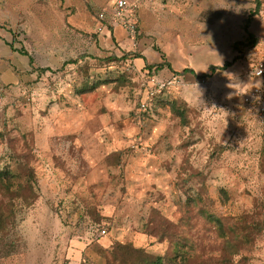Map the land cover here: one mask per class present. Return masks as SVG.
<instances>
[{
    "label": "rangeland",
    "instance_id": "rangeland-1",
    "mask_svg": "<svg viewBox=\"0 0 264 264\" xmlns=\"http://www.w3.org/2000/svg\"><path fill=\"white\" fill-rule=\"evenodd\" d=\"M128 1L0 0V264H264V0Z\"/></svg>",
    "mask_w": 264,
    "mask_h": 264
},
{
    "label": "built area",
    "instance_id": "built-area-1",
    "mask_svg": "<svg viewBox=\"0 0 264 264\" xmlns=\"http://www.w3.org/2000/svg\"><path fill=\"white\" fill-rule=\"evenodd\" d=\"M135 12L136 3H131L128 0H116L112 10L100 13V19L107 25L122 26L135 37L139 33ZM247 75L253 77L256 82L245 91L244 102L257 113L259 124L264 131V55L249 66ZM157 85L160 89L165 86L162 82ZM105 232V229L102 230V233Z\"/></svg>",
    "mask_w": 264,
    "mask_h": 264
},
{
    "label": "trees",
    "instance_id": "trees-1",
    "mask_svg": "<svg viewBox=\"0 0 264 264\" xmlns=\"http://www.w3.org/2000/svg\"><path fill=\"white\" fill-rule=\"evenodd\" d=\"M255 1V9L248 15V17L246 18V21H245V29L248 31V28H249V25L253 19L254 16L258 15L260 13V10H261V0H254ZM111 28V27H110ZM257 43V38L252 34V33H248V37L246 39V42H241V44L245 45V44H252V45H255ZM19 52L23 55H26V56H29L30 57V62L32 63L33 62V58L30 56V54L25 51L24 49H20ZM236 60V57L233 58L232 61H226L223 65H211L209 67V71L208 72H205V73H202L201 75H198L194 69L192 68H185L183 70L182 73H191L192 75L198 77V78H202V79H205V78H208V77H211L216 70L218 69H226L228 68L229 66H231ZM78 60H70L69 62L70 63H75L77 62ZM149 67V69H152L153 67H155L156 69L158 70H161V69H164L165 67H168L169 69H171L173 72H175V70L172 69V66H171V63L165 61V62H161V63H158V64H151V65H147ZM45 70V69H43ZM49 70V69H48ZM88 87V86H86ZM96 87V83L93 84V86L91 87H88L86 88L85 90H92ZM8 175V174H7ZM6 178L5 176V172L4 173H0V181L4 180ZM207 218L211 221V222H214V223H217V224H221V220L214 216L213 214H208L207 215ZM164 261H163V258L161 257H157V258H154V259H151L149 256H145L144 259L142 260V263H133V264H163Z\"/></svg>",
    "mask_w": 264,
    "mask_h": 264
}]
</instances>
